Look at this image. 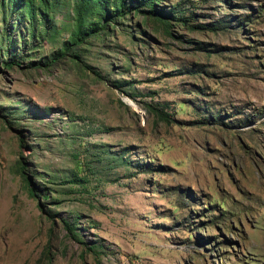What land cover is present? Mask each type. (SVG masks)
Returning <instances> with one entry per match:
<instances>
[{"label":"rangeland","instance_id":"rangeland-1","mask_svg":"<svg viewBox=\"0 0 264 264\" xmlns=\"http://www.w3.org/2000/svg\"><path fill=\"white\" fill-rule=\"evenodd\" d=\"M141 1L0 0V264H264V0Z\"/></svg>","mask_w":264,"mask_h":264},{"label":"trees","instance_id":"trees-1","mask_svg":"<svg viewBox=\"0 0 264 264\" xmlns=\"http://www.w3.org/2000/svg\"><path fill=\"white\" fill-rule=\"evenodd\" d=\"M94 0H80V3L82 4L83 8L87 6L91 5L92 7H94L93 4ZM156 0H144L139 2L137 5H135L134 7L131 8L130 12L133 14H142L143 16H147V18H153L155 20H159V21H165L164 23L168 22L169 20H174L175 22H179L181 23V25H185L186 22L184 20V17H179V18H175V16H171L170 14H166L163 15L162 11L159 9H156V4H155ZM106 1L104 0H97L96 2V7L98 8L97 14H95L96 16H99L101 18H103L104 23L106 24L107 22L111 21L114 17L118 16V15H125L126 12L124 11V4H125V0H115L116 2V6L113 9V11H109L106 7ZM81 12V10H80ZM174 18V19H172ZM101 26L99 24L96 25H91L89 27V31L87 32L86 35H88L89 33H94L98 28H100ZM196 29H200L203 28V26L201 25H196L195 26ZM96 264H101L99 261L96 262Z\"/></svg>","mask_w":264,"mask_h":264}]
</instances>
